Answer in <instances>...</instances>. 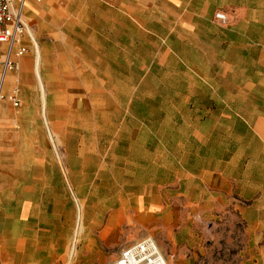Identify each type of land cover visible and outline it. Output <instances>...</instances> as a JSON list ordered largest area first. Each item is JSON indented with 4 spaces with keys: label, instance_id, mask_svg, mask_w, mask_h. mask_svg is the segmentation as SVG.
I'll use <instances>...</instances> for the list:
<instances>
[{
    "label": "crops",
    "instance_id": "obj_1",
    "mask_svg": "<svg viewBox=\"0 0 264 264\" xmlns=\"http://www.w3.org/2000/svg\"><path fill=\"white\" fill-rule=\"evenodd\" d=\"M42 2L28 1L26 20L33 4ZM124 7L130 14L123 12V20L141 21L133 15L136 7ZM152 7L157 15L153 21L167 22L168 38L174 40V46L183 48L190 65L186 69L203 72L200 84L205 93L186 96V106L175 112L169 130L160 128L159 123L158 135L152 133V138L146 123L130 114L121 126L118 137L122 140L128 139L127 131L133 125L145 126L141 144L129 150L141 151L143 163L155 168L152 174L144 172L151 178L142 185L135 206L127 199L126 168L118 173L125 184L115 192L108 185L107 194L94 192L97 199L104 194L103 201L90 206L79 190L77 171L71 170L65 177L56 159H33L30 154L24 158L21 147L15 146L18 140L21 142V135L10 126L17 125L26 112L9 109L20 108L23 101L19 107L3 101L0 264L63 262L67 250L64 239L69 233L65 236L62 225L48 228V223L50 215L56 213L53 209L63 206L70 190L81 203V220L71 247V256L79 262H112L125 245L141 237L137 230L151 236L169 232L179 223L173 217L172 200L182 196L185 208L199 206L203 225L222 223L228 216L241 220L246 233L244 261L264 264V0H153ZM218 12L226 15L225 23L216 17ZM27 40L31 49L32 41ZM27 55L21 60L20 71L9 76L7 92L18 88ZM193 101L196 105L192 106ZM100 103V113L105 116L104 97ZM103 160L116 162L109 153ZM112 198L118 200L115 207Z\"/></svg>",
    "mask_w": 264,
    "mask_h": 264
},
{
    "label": "rangeland",
    "instance_id": "obj_2",
    "mask_svg": "<svg viewBox=\"0 0 264 264\" xmlns=\"http://www.w3.org/2000/svg\"><path fill=\"white\" fill-rule=\"evenodd\" d=\"M152 3L153 0H45L34 3L27 12L26 21L41 56L46 104L36 79V48L31 40L18 86L23 104L18 109L9 106L12 112H26L17 125L10 126L21 135V142L18 140L15 146L21 147L24 158L30 154L33 159L58 160L65 177L71 170L77 171L79 190L90 206L103 201L104 194L97 199L94 192L107 194V185L113 186L111 190L115 192L125 184L118 174L125 168L127 199L135 206L142 185L146 186L145 181L151 178L144 172L152 174L155 169L143 163L141 151L129 150L141 144L144 125L132 124L128 139L118 137L129 114L146 123L152 138V133H158L159 123L160 128L169 130L167 126L175 112L184 110L186 96L205 93L200 84L203 72L186 69L190 65L183 48L174 46V40L168 38V23L153 21L157 15ZM130 4L136 7L134 17L141 21L122 19L126 18L124 13L130 14L124 5ZM103 97L105 116L100 113ZM106 153L115 158L114 164L103 160ZM105 170L114 174L107 175ZM112 202V207L118 204L115 198ZM80 207L70 190L63 206L54 208L56 213L50 215L48 228L62 225L65 236L69 233L60 264H92L71 256L74 231L81 220ZM171 208L179 223L169 232L153 237L166 253L175 254L176 264H246V233L241 220L228 216L222 223L203 225L199 206L185 208L182 196L172 200ZM188 218L192 221L186 224ZM137 232L141 237L133 241L149 234Z\"/></svg>",
    "mask_w": 264,
    "mask_h": 264
},
{
    "label": "built area",
    "instance_id": "obj_3",
    "mask_svg": "<svg viewBox=\"0 0 264 264\" xmlns=\"http://www.w3.org/2000/svg\"><path fill=\"white\" fill-rule=\"evenodd\" d=\"M29 0H0V106L3 101L19 107L22 103L19 89L6 91L8 78L18 73L22 58L29 53L32 40L25 9ZM42 2L43 0H35ZM223 23L227 17L217 13ZM108 264H176L175 254L166 253L151 235L125 245L116 259Z\"/></svg>",
    "mask_w": 264,
    "mask_h": 264
},
{
    "label": "bare ground",
    "instance_id": "obj_4",
    "mask_svg": "<svg viewBox=\"0 0 264 264\" xmlns=\"http://www.w3.org/2000/svg\"><path fill=\"white\" fill-rule=\"evenodd\" d=\"M30 32H31V35L33 37V40H34V43H35V48H36V59H35V67H34L36 75H37L36 79H38L41 91L43 93L42 100H43L44 105H45L46 104V90H45L44 83L42 81V77H41V74H40L41 56H40V53H39V47H38V43L36 41V38H35L34 34L32 33V31H30ZM45 119H46V122H47L46 116H45Z\"/></svg>",
    "mask_w": 264,
    "mask_h": 264
}]
</instances>
